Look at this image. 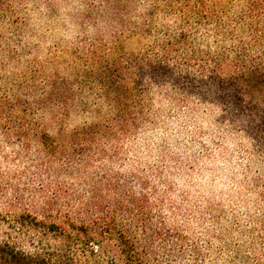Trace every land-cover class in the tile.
<instances>
[{"label":"rangeland","instance_id":"1","mask_svg":"<svg viewBox=\"0 0 264 264\" xmlns=\"http://www.w3.org/2000/svg\"><path fill=\"white\" fill-rule=\"evenodd\" d=\"M159 1L0 0V103L18 100L28 110L17 114L55 134L45 106L67 115L70 132L113 121V102L138 101L140 86L153 83L140 120L118 134L122 153L114 166L148 177L170 224L190 234L206 264H264V157L243 129L222 125L216 87L162 69L132 77L114 63L150 45L131 30ZM228 1L232 13L249 2L264 8V0ZM157 22L173 24L162 16ZM41 159L35 143L25 150L0 126L4 185L23 190L48 180Z\"/></svg>","mask_w":264,"mask_h":264},{"label":"trees","instance_id":"2","mask_svg":"<svg viewBox=\"0 0 264 264\" xmlns=\"http://www.w3.org/2000/svg\"><path fill=\"white\" fill-rule=\"evenodd\" d=\"M229 5L228 0L156 2L143 26L131 30L150 45L114 63L124 64L132 77L162 69L192 84L214 85L222 125L243 129L264 157V8L249 2L232 13ZM161 16L173 24L158 26ZM153 86H140L138 101L123 107L113 102V121L70 132L62 123L67 115L45 106L55 134L17 114L28 110L18 100L0 103V126L25 150L37 145L40 168L49 178L23 190L7 187L0 178V202L5 203L0 206L5 228L0 264H206L199 244L170 224L148 177L114 166L122 153L118 134L127 135L140 120Z\"/></svg>","mask_w":264,"mask_h":264}]
</instances>
